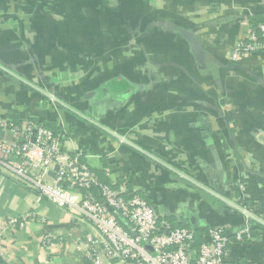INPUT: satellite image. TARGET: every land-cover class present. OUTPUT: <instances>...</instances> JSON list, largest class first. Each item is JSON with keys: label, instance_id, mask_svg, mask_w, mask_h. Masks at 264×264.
Returning <instances> with one entry per match:
<instances>
[{"label": "crops", "instance_id": "obj_1", "mask_svg": "<svg viewBox=\"0 0 264 264\" xmlns=\"http://www.w3.org/2000/svg\"><path fill=\"white\" fill-rule=\"evenodd\" d=\"M256 21L264 0H0V120L49 124L63 154L128 198L194 231H228L225 264H264V54L232 60ZM4 134L0 264H93L97 233L37 201ZM30 161H43L36 146Z\"/></svg>", "mask_w": 264, "mask_h": 264}, {"label": "built area", "instance_id": "obj_2", "mask_svg": "<svg viewBox=\"0 0 264 264\" xmlns=\"http://www.w3.org/2000/svg\"><path fill=\"white\" fill-rule=\"evenodd\" d=\"M256 53L264 54V24L257 31L251 28L240 40L232 60ZM0 131L10 133L13 140L2 142V153L17 158L14 172L33 186L37 201L48 200L88 220L97 233L86 236L87 255L93 264H102L104 258L109 264H224L230 237L223 228H210L206 241L196 252L193 229L173 228L166 221L160 222L155 209L143 198L133 195L126 199L100 182L79 155L63 154L59 137L49 129L31 121L17 125L0 120ZM34 146L43 153L39 165L30 161ZM50 173H54L52 182L47 181ZM93 188L99 191L98 196ZM35 220L36 215L29 213L11 220V224L23 227ZM245 233H237V238L241 240ZM49 241L46 237L44 244Z\"/></svg>", "mask_w": 264, "mask_h": 264}, {"label": "trees", "instance_id": "obj_3", "mask_svg": "<svg viewBox=\"0 0 264 264\" xmlns=\"http://www.w3.org/2000/svg\"><path fill=\"white\" fill-rule=\"evenodd\" d=\"M260 23V24H259ZM262 24H264V21H259V22H255V24H252V29L254 30V31H257V29H258V27L260 26V25H262ZM31 122H33L34 124H36L37 126H39V127H44V128H50V125L49 124H46V123H39V122H35V121H31ZM17 125H21L20 123H16ZM54 135H56L55 133H54ZM80 161L82 162V160L80 159ZM83 163V162H82ZM93 172V171H92ZM94 173V172H93ZM95 174V173H94ZM96 175V174H95ZM97 176V175H96ZM98 177V176H97ZM103 184H105V185H108V186H110L109 184H107V183H105L104 181H102L100 178H98ZM112 189H115V190H117V191H119L120 193H121V195L124 197V198H126V199H128V195L126 196V194H124V193H122V191L121 190H118V189H116V188H113L112 186H110ZM92 192L93 193H95L97 196L99 195V191L96 189V188H93L92 189ZM141 198H143L142 196H141ZM149 205H150V203L148 202V200H146L145 198H143ZM151 206V205H150ZM156 211V210H155ZM159 216V220H160V222L161 221H166V222H168L173 228H186V226L184 225V224H175V221L173 220V219H169V218H162L160 215H158ZM207 233H208V230H206V229H200V230H197V231H195V243H194V249H195V251L197 252L198 250H199V248H200V246H201V244H203L205 241H206V236H207ZM197 259V255L194 257V261ZM224 264H225V262H224Z\"/></svg>", "mask_w": 264, "mask_h": 264}, {"label": "water", "instance_id": "obj_4", "mask_svg": "<svg viewBox=\"0 0 264 264\" xmlns=\"http://www.w3.org/2000/svg\"><path fill=\"white\" fill-rule=\"evenodd\" d=\"M180 33L189 41L191 48L193 49V53L196 55L198 61H200L203 58L204 54L196 37L193 34L186 31H180ZM4 136H5L4 132L0 131V140H3Z\"/></svg>", "mask_w": 264, "mask_h": 264}]
</instances>
